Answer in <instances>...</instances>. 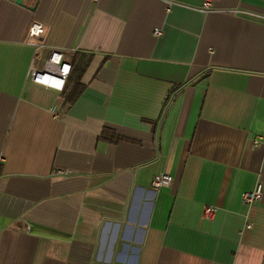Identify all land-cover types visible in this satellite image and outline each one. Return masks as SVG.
Returning a JSON list of instances; mask_svg holds the SVG:
<instances>
[{"label": "crops", "instance_id": "0c3cea01", "mask_svg": "<svg viewBox=\"0 0 264 264\" xmlns=\"http://www.w3.org/2000/svg\"><path fill=\"white\" fill-rule=\"evenodd\" d=\"M204 1L0 0V264H264V0Z\"/></svg>", "mask_w": 264, "mask_h": 264}, {"label": "built area", "instance_id": "2783aa9c", "mask_svg": "<svg viewBox=\"0 0 264 264\" xmlns=\"http://www.w3.org/2000/svg\"><path fill=\"white\" fill-rule=\"evenodd\" d=\"M168 5H171L175 0H165ZM210 7L209 0H205L202 8L208 9ZM44 32L43 26L38 22H32L27 30V36L29 39H37ZM154 36H159L160 31L154 30ZM70 64L65 62L62 58L61 52L58 50H50L49 56L44 63L42 70H37L31 68L29 75L34 83L53 88L55 90L61 91L63 89L64 83L70 74ZM257 143V142H255ZM58 175H68L69 172L66 170H58L56 172ZM173 178L169 174H158L154 176L151 180V188L154 191H158L162 188H168L172 184ZM263 186L261 182H258L253 190L243 192L241 194V201L245 205H251L259 201L262 197ZM213 215L212 208H204L202 211V217L204 219H210Z\"/></svg>", "mask_w": 264, "mask_h": 264}, {"label": "trees", "instance_id": "16d2710c", "mask_svg": "<svg viewBox=\"0 0 264 264\" xmlns=\"http://www.w3.org/2000/svg\"><path fill=\"white\" fill-rule=\"evenodd\" d=\"M70 67L72 69V66L70 64ZM85 67V66H84ZM84 67L79 71V73L77 74V78L75 80V85H74V91L69 93V94H66L65 95V103L70 105L72 102L75 101V99L77 98V96L79 95V93L81 92L82 90V86L81 84L79 83V77L84 69ZM70 73H71V70H70ZM70 75V74H69ZM69 77V76H68ZM67 80V79H66ZM101 138H103L104 140H107V141H110L112 143H115L117 142L119 139L116 138L113 134H110L109 131H103L102 132V135H101Z\"/></svg>", "mask_w": 264, "mask_h": 264}, {"label": "water", "instance_id": "95a60500", "mask_svg": "<svg viewBox=\"0 0 264 264\" xmlns=\"http://www.w3.org/2000/svg\"><path fill=\"white\" fill-rule=\"evenodd\" d=\"M16 3H20V0H16Z\"/></svg>", "mask_w": 264, "mask_h": 264}]
</instances>
